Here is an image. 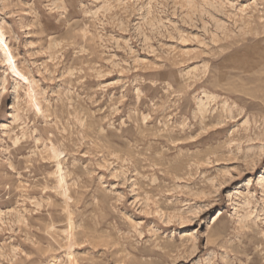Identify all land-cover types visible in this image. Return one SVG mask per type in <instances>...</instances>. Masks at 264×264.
<instances>
[{
    "label": "rangeland",
    "instance_id": "rangeland-1",
    "mask_svg": "<svg viewBox=\"0 0 264 264\" xmlns=\"http://www.w3.org/2000/svg\"><path fill=\"white\" fill-rule=\"evenodd\" d=\"M0 264H264V0H0Z\"/></svg>",
    "mask_w": 264,
    "mask_h": 264
}]
</instances>
